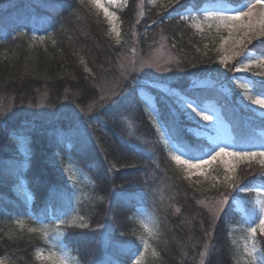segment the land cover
Segmentation results:
<instances>
[{
  "label": "trees",
  "instance_id": "16d2710c",
  "mask_svg": "<svg viewBox=\"0 0 264 264\" xmlns=\"http://www.w3.org/2000/svg\"><path fill=\"white\" fill-rule=\"evenodd\" d=\"M205 1L193 0L186 6L198 9ZM129 6L122 18L123 38L132 28ZM150 15L157 17L154 10ZM100 23L80 0L65 1L53 13L24 0L0 8V117L8 119L6 126L0 125V264H55L42 254L57 226L62 244L77 264H89L96 256L94 264H190L180 247L194 241L192 250L200 248L196 242L201 243L205 234L204 214L193 208L192 200L203 191L216 192V185L210 179L199 183L189 178L172 160L167 142L172 126L188 152L199 151L187 133L188 121L173 101L159 93L154 110L147 108L138 90L143 86L152 91V87L133 72L128 79L118 77L116 57L123 40L98 37L92 28ZM153 37V30H144L139 41L146 46ZM169 40L188 67L219 76L216 40L208 33L178 24ZM253 81L255 92L264 90L261 81ZM179 88L199 105L214 102L240 146L263 143L259 132L264 120L246 118L255 115L238 103L246 92L254 95L249 87L235 84L233 98L217 85L203 89L180 84ZM125 90L129 95L121 97ZM114 93L118 95L110 97ZM140 113L147 118L145 126ZM129 117L142 127L137 137L155 138L159 150L153 141L129 138ZM35 137L53 140L63 155L32 162ZM22 150L30 155L28 159L22 157ZM68 165L88 182L72 180ZM242 178L249 184L260 181L247 173ZM125 179L130 183L123 184ZM146 215L150 216L147 225L142 219ZM58 216L68 224L87 227L68 230ZM110 217L117 236L131 241L113 242L107 254L98 255L90 251L91 244L98 241L99 229ZM228 218L227 227L239 225L245 231L243 216L233 213ZM222 236L223 247L212 257L246 264L248 257L245 251L237 254L238 244L229 228Z\"/></svg>",
  "mask_w": 264,
  "mask_h": 264
},
{
  "label": "rangeland",
  "instance_id": "374dc122",
  "mask_svg": "<svg viewBox=\"0 0 264 264\" xmlns=\"http://www.w3.org/2000/svg\"><path fill=\"white\" fill-rule=\"evenodd\" d=\"M19 1L23 0H0V8H5L12 4L19 3ZM24 1L32 2V4L41 7V9H47L53 13L61 4L68 0ZM80 1L86 3L90 13L99 23L101 22V25L95 24L92 28L93 32L97 34L98 37L105 38L107 36L123 40L120 53L116 57V62L119 67L118 77L128 79V73L133 72V74L139 77V80L146 82L144 84H148L147 86L152 87L153 92L143 86L138 90L147 108L154 110L156 105L155 94H160L162 97L173 101V104L179 111L178 113L181 116L184 115L186 117L188 121L187 133L192 136L195 141L194 144L199 148V151L196 153L187 151L186 155H181L179 151L175 150L170 138L167 137V142L170 143L171 149L173 150L171 157L172 160L183 168L189 178L197 179L199 183L210 179L214 186L216 185L214 188L216 192L206 193V191H203L195 196V202L194 199L192 200L194 203L193 208L197 206V209L204 214L202 229L205 234L201 237V243L200 239L196 242L200 246L198 250H192L191 248V246H193L192 243L196 245L194 241L192 243L187 241L186 244H182L180 251L182 253L184 252V254H188L185 258L186 262L189 261L190 264H230L226 260H219L214 256L212 257V255L215 250L219 252V250L223 247V241L221 238L223 237L222 235L224 230L227 228H229L230 236H232L233 242L238 244L237 254L238 252L245 251L246 243L250 245L251 241L248 239L247 229L250 226H255V224L250 223L248 218L247 212L250 211V213H252L251 203L248 201L250 200L252 203H255L257 201V194L255 192L241 193L238 201H233L229 198V202L222 205L220 201L225 192L224 185L232 181L249 184L250 182L242 178L244 173L254 175L256 179L260 180L261 178L258 174L262 169H264V165H261L259 157L254 158L251 161H236L231 158H227L233 165L234 172H229L225 167V163L220 160L200 169H189L187 165L174 160L173 156L180 155L181 161L188 159L189 156L202 157L205 156L207 151L214 149L217 144L225 145L229 150L247 148H252L253 150H264V148L261 147L264 145V141L263 143L246 145L245 147L240 146L239 142H237L233 136L230 124L223 117L221 109H219L214 102L208 101L203 105H199L195 102V100L180 92L179 86L180 84H191L195 87L207 89L211 85H217L228 97L233 98L235 97V93L233 91L235 84L239 87L243 85V87L248 88L253 79L259 81L264 80V76L254 75L255 73L264 72V65L253 64L247 72H235L232 69L239 61L243 60L244 57L239 56L233 60H229L227 66L220 62L223 56H231L233 42L229 41L227 44H224L223 37L227 36V30L223 27L218 30L214 25L209 27V22L204 21V13L201 9L209 6L212 0H206L198 9L191 5L186 6L188 2L193 0H180L179 3H169V0H134L131 3L130 0H100L99 5H97L94 0ZM243 2H245V0H239V3ZM224 3L230 7L239 6V4L236 3V0H224ZM128 4L130 5L129 9L132 11V28L130 35L123 38L124 33L122 30V18L128 15L125 11L128 8ZM105 9L107 10V14ZM152 10L156 11L157 17H151L150 11ZM182 16L185 17V19L182 20ZM159 18H161L163 23H158L159 21L157 19ZM175 18H179V20ZM194 23H199L200 28L194 27ZM178 24L189 26L201 34L208 33L210 38L213 37L216 40V54H218L217 64L222 68L219 76L214 73H207L205 75L198 73L194 69L188 67L181 60L179 54L173 47L172 41L169 40V33L173 31V28H176ZM113 28H115L116 31H113ZM144 30H153L154 35L146 46H143L139 41L140 35ZM117 32H119V36L116 35ZM261 40H264V37H261L260 40H253L252 43L247 45V49L250 50L254 56L264 55V44L261 43ZM153 41H155V45L153 44ZM213 78H216L217 81ZM109 80L111 81V79ZM109 80L106 81V84L109 83ZM99 86L105 89L107 85L103 86L100 84ZM116 95H118V93H114L110 97ZM127 95H129V92L125 90L122 92L121 97ZM248 95L252 94L246 92L241 99H238V103L243 107V110H250L255 117H245L264 120V108H261L259 105H252L247 99ZM185 100L194 102V106L198 105L200 109H203L206 112V114L211 115L212 121H202L200 118L190 115V110L186 107ZM139 119L144 124L143 126L147 124V118L143 116L142 113H140ZM138 124V122L134 123L132 120L129 121V138H135L134 140L137 141H153L155 147L159 150V142L155 138L142 134L137 137V131L141 132L140 130H142V127L140 128ZM120 129V126H115V130L119 131ZM259 133L264 139V130ZM55 148L56 145L53 140L35 137L32 143L33 153L30 159L32 162H41L42 158L49 156L50 154L62 156V149ZM22 151V157L25 160L28 159L30 155L27 156L25 155V151ZM196 162L198 161L194 159L193 163ZM67 173L72 180L78 182L77 184L88 182V179L80 175L79 171L74 167L68 165ZM226 176L230 178L228 181L225 180ZM130 180L125 179L122 183L129 184ZM251 183L258 184L259 182ZM218 184L221 185L222 188H219ZM113 187L116 188V185L110 186V189ZM229 206H231V211H229ZM225 213H228V215H225ZM233 213H236L237 216L241 215L245 220H247L244 232L241 231L243 226L240 227L239 225H230V227H227L225 225L229 219L228 217L231 216L232 218ZM149 218V215H146V217L142 216V219H144L143 223L147 225V220ZM19 221L23 223L24 220L21 219ZM112 221V217L105 220L104 225L99 229L100 234L98 241H93V244H91V246H93L90 248L91 252L98 255L107 254L108 251L111 250L109 247L114 246L112 245L113 242L131 241L129 237L122 239L117 236V232L114 230L115 224L112 225ZM256 223H258V220H256ZM199 225L202 226V223L199 222ZM59 233L61 234L60 231ZM50 235L51 237L49 243L51 245L43 252L42 258L46 261H52L55 264H59L61 258H63L67 264H77L74 258L70 255V250L66 249V247H64L65 245L62 244V236L57 235V230ZM75 241H77V239H75ZM256 242L258 250L257 255H259L261 247L264 249V236L257 233ZM245 253L247 255L246 251ZM193 256H195V258H193ZM96 261H98V256L91 259L89 264H94Z\"/></svg>",
  "mask_w": 264,
  "mask_h": 264
},
{
  "label": "snow or ice",
  "instance_id": "6c2138e0",
  "mask_svg": "<svg viewBox=\"0 0 264 264\" xmlns=\"http://www.w3.org/2000/svg\"><path fill=\"white\" fill-rule=\"evenodd\" d=\"M94 2L97 5L100 4V0H94ZM179 2L180 0H169V3ZM236 3L239 4L238 7H230L224 3V0H212L211 4L201 9V11L204 13V21L209 22V27L214 25L218 30L221 27L227 30V36L223 37L224 44H227L229 41L233 42L231 56H223L220 62L227 66L229 60L242 56L244 59L239 61L232 70L235 72H247L253 64L264 65V55L254 56L251 51L247 49V45L252 43L253 40H260L261 37H264V0H245L243 3H239V0H236ZM105 12L107 14L106 9ZM181 19L183 20L185 17L182 16ZM193 26L200 28L199 23H194ZM113 31H116L115 28H113ZM116 35L119 36V32H117ZM261 43L264 44V40H261ZM254 75L264 76V72L255 73ZM260 84L261 88L264 89V80H262ZM241 87H243V85H241ZM249 89L254 93V95L247 96L250 103L264 108V90L255 92L254 81L249 84ZM185 104L190 110V115H194L202 121H212V116L206 114V112L203 109H200L198 105L194 106V102L185 100ZM73 119L72 116H69L70 121ZM7 122V118L0 117V125L6 126ZM169 127L172 133L170 139L175 150L179 151L181 155H186L187 146L179 139L175 128L172 126ZM261 147L264 148V145ZM205 156H189L188 159L181 161V156L175 155L173 156V159L187 165L189 169H200L220 160L225 163V167L229 172H234V167L227 158L236 161H251L252 159L259 157L261 165H264V150H253L252 148L229 150L227 146L217 144L214 149L207 151ZM194 159L198 162L193 163ZM258 175L261 178L258 184L237 183L235 181L226 183L224 185L225 192L220 201L223 205L229 202V198L233 201H238L241 193L255 192L257 194V201L255 203H252L250 200L248 201L251 203L252 213L253 216H255V220L251 218H249V220L250 223H254L255 226H250L247 229L248 239L251 243L250 245L247 243L245 244V251L248 256L246 264H264V251H260V254L257 255L258 250L256 242L257 233L264 236V169H262ZM229 179V177H225L226 181ZM177 211H179V209H177ZM229 211H231V206H229ZM225 215H228V213H225ZM56 218L60 220V225L68 230L87 227L84 223L68 224L59 216ZM256 220H258V223H256ZM58 228L59 226H57V235H61ZM32 231L35 232L36 229H32ZM59 264H67V262L61 258ZM137 264H139V261H137Z\"/></svg>",
  "mask_w": 264,
  "mask_h": 264
}]
</instances>
